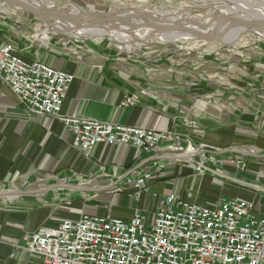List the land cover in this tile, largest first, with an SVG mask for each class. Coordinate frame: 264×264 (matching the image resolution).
<instances>
[{"label":"crops","instance_id":"0c3cea01","mask_svg":"<svg viewBox=\"0 0 264 264\" xmlns=\"http://www.w3.org/2000/svg\"><path fill=\"white\" fill-rule=\"evenodd\" d=\"M9 43L24 60L73 76L61 115L172 130L218 159L240 156L247 167L225 163L217 167L222 177L196 174L174 156L157 152L154 159L165 166L158 173L149 155L103 143L86 157L57 118L26 112L0 81V264H42L23 249L27 238L66 219L110 215L129 220L140 214L150 220L159 207L152 194H174L210 208L223 198L242 199L252 215L264 218L263 63L247 73L238 59L223 66L192 62L191 69L192 58L123 61L97 47L87 51L58 41L29 47L0 14V48ZM128 99L131 103L123 106ZM185 120L194 121L195 128L184 126ZM233 149L237 153L220 155ZM147 171L152 173L145 183L149 191L137 198L126 179Z\"/></svg>","mask_w":264,"mask_h":264},{"label":"built area","instance_id":"2783aa9c","mask_svg":"<svg viewBox=\"0 0 264 264\" xmlns=\"http://www.w3.org/2000/svg\"><path fill=\"white\" fill-rule=\"evenodd\" d=\"M0 81L26 112L57 118L71 134L73 146L86 157L103 143L127 145L149 155L158 173L165 166L154 159L157 152L162 157L174 156L196 174L222 177L217 167L225 163L241 170L247 167L240 156L218 159L172 130L61 115L73 76L41 61L24 60L10 43L0 48ZM130 103L128 99L122 105ZM184 126L195 128L196 124L185 120ZM151 177L147 171L133 181L126 179L135 197L148 193L145 183ZM152 197L158 199L159 207L150 220L140 214L129 220L83 215L63 220L56 228L34 231L23 249L42 264H264V218L252 215L247 201L223 198L210 208L187 203L174 194Z\"/></svg>","mask_w":264,"mask_h":264},{"label":"rangeland","instance_id":"374dc122","mask_svg":"<svg viewBox=\"0 0 264 264\" xmlns=\"http://www.w3.org/2000/svg\"><path fill=\"white\" fill-rule=\"evenodd\" d=\"M68 1L76 5L83 13L120 12L122 14H134L145 12L152 14V16L190 18L202 20L206 23L215 20L211 16L218 9L225 8V6L233 8L222 0H202V2L201 0ZM43 2L46 5L52 4L54 7H62L64 5L61 0H43ZM0 14L4 18L7 28L29 47H41L43 44L47 46L53 41H58L62 44L72 45L74 48L78 46L85 47L87 51H92L93 48L97 47V50H100L103 54L111 55L113 59L123 61H144L148 59L153 61L163 58L164 55L175 56L182 61L187 58L191 60L192 58L194 61H191V69L193 67L192 62L216 66L222 64L223 66L238 59L239 61L243 60V63H240L239 66L243 65V71L249 73L253 64H264V39H256L252 36L246 37L244 32L241 35H237V40L228 39L226 44L203 41L199 38L193 39L191 37L189 40H178L164 35H153L150 32H139L138 30L133 32L119 31L118 35L110 34V32L105 34L93 31L83 35L78 33L60 34L58 33L61 30L60 26L56 24L54 28L46 26L26 12L10 8L3 0H0ZM47 27L50 29L49 34L43 32ZM257 31L263 33L264 28L257 29ZM244 102L247 103V101Z\"/></svg>","mask_w":264,"mask_h":264},{"label":"bare ground","instance_id":"6f19581e","mask_svg":"<svg viewBox=\"0 0 264 264\" xmlns=\"http://www.w3.org/2000/svg\"><path fill=\"white\" fill-rule=\"evenodd\" d=\"M10 8L21 10L22 6L19 3V0H3ZM29 9H33L38 13L39 17H43L49 23H54L60 26L58 33L60 34H71L78 33L80 35L86 34L89 31L93 32H101L118 35L119 31L133 32L138 30L150 32L153 35H161L166 36L168 38H175L178 40H189L190 37L193 39L199 38L203 41L209 42H218L220 44H226L228 39H238L237 35L245 33L246 37H255L256 39H264V32H259L257 29H260L256 26L257 22H264V0H222L224 3L226 2L228 5H231L233 8L226 7L218 9L217 12L213 13L211 16L212 19L216 21L222 19H243L249 20V23H239V22H226L221 25H214L212 22L207 23V27H199L196 25L191 34L188 33V23L182 24L180 28L170 27L167 25H161L154 28L151 31L145 30V28L141 29L140 27H144L150 25L147 20L140 18L139 13L134 14H122L116 13L112 14L108 17L109 21H115L114 26L109 25H101V24H93L92 21L103 19L102 17H91L89 15L79 14L81 9H79L76 5L71 3L68 0H61L64 2L62 7H54V5H46L43 0H22ZM216 1V0H215ZM219 1V0H218ZM202 2V0H201ZM50 3V2H49ZM213 3V1H212ZM47 10V12H45ZM114 13V12H112ZM223 13V14H222ZM34 15V14H33ZM35 16V15H34ZM150 17L154 19H162L167 21H174L179 17L172 18L171 16H157L149 14ZM182 18V17H181ZM95 19V20H94ZM120 19V20H119ZM120 21H127L130 25H125V23H120ZM202 23V20H200ZM228 24V25H227ZM139 27V28H134ZM66 27H69L66 29ZM44 33L49 34L50 29L47 27ZM138 34V33H137ZM143 36V35H142ZM156 36V37H157ZM47 37V36H46ZM117 37V36H116ZM146 37V36H145ZM48 38V37H47ZM138 38V37H137ZM139 40V39H138ZM141 40V39H140ZM85 119V118H79Z\"/></svg>","mask_w":264,"mask_h":264},{"label":"water","instance_id":"95a60500","mask_svg":"<svg viewBox=\"0 0 264 264\" xmlns=\"http://www.w3.org/2000/svg\"><path fill=\"white\" fill-rule=\"evenodd\" d=\"M19 3L21 4L20 6H22V9L24 12H26L27 14H29L30 16H32L35 20H37L38 22L46 25V26H49L51 28H54L56 25L54 23H49L48 21H46L43 17H39L38 13L35 12L33 9H29L26 4L22 1V0H19ZM48 9H46L45 12H47ZM35 16H34V15ZM79 14H86V15H89L91 17H102L103 19H100L101 21H98V20H95V21H92L93 24H101V25H109V26H114L115 24V21H109L108 17H110L112 15V13H101V12H97V13H83V12H80ZM113 14H116V13H113ZM139 15L141 16L142 19H145L147 20V22H149L150 25L147 26H144V27H140L141 29L145 28V30L147 31H151L153 30L154 28L158 27V26H161V25H167V26H172V27H175V28H180L182 26V24L184 23H188L190 24V28L188 29V33L191 34L192 32V29L198 25L199 27H207L208 25H206L207 23H202L201 21L199 20H196V19H190V18H184V19H176L174 21H167V20H162V19H154L153 17H150L149 14L147 13H143V12H140ZM120 20V19H119ZM232 21H235V22H239V23H249L250 21L249 20H243V19H233V20H230V19H222V20H218L212 24L214 25H221V24H224L226 22H232ZM120 23H125V25H130V23H128L127 21H120ZM256 26L258 28H264V22H257ZM69 27H66V29H68ZM134 28H139V27H135ZM226 153H237L236 150H227V151H224L222 153H220V155L222 154H226ZM240 153V152H238ZM7 195H10V193H7Z\"/></svg>","mask_w":264,"mask_h":264}]
</instances>
